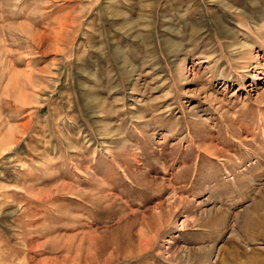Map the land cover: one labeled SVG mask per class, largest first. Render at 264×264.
I'll list each match as a JSON object with an SVG mask.
<instances>
[{"label":"rangeland","instance_id":"1","mask_svg":"<svg viewBox=\"0 0 264 264\" xmlns=\"http://www.w3.org/2000/svg\"><path fill=\"white\" fill-rule=\"evenodd\" d=\"M0 264H264V0H0Z\"/></svg>","mask_w":264,"mask_h":264},{"label":"bare ground","instance_id":"2","mask_svg":"<svg viewBox=\"0 0 264 264\" xmlns=\"http://www.w3.org/2000/svg\"><path fill=\"white\" fill-rule=\"evenodd\" d=\"M238 46L239 47V49L241 50L242 49V51H243V49H245L246 50V48H244V47H246V45L243 43V42H240V43H238V44H234V46ZM250 47V46H249ZM232 48V47H231ZM237 48V47H236ZM252 49H254V48H252ZM241 51V52H242ZM250 51V50H249ZM240 52V51H239ZM239 54V53H238Z\"/></svg>","mask_w":264,"mask_h":264}]
</instances>
